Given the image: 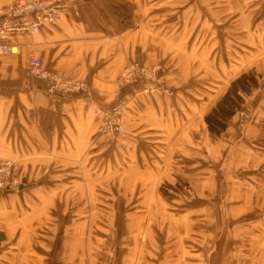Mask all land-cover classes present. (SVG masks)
Wrapping results in <instances>:
<instances>
[{"label":"crops","instance_id":"crops-1","mask_svg":"<svg viewBox=\"0 0 264 264\" xmlns=\"http://www.w3.org/2000/svg\"><path fill=\"white\" fill-rule=\"evenodd\" d=\"M67 1L55 26L10 37L18 52L0 56V160L23 182L0 192V264H264V23L248 11L220 29L198 17L201 0H181L174 33L129 0L141 28L115 30L107 0ZM32 55L91 98L47 96ZM129 60L161 63L173 94L117 90ZM247 72L258 86L211 139L204 116ZM115 101L123 133L98 141L93 110ZM184 178L185 194L161 192Z\"/></svg>","mask_w":264,"mask_h":264},{"label":"built area","instance_id":"built-area-1","mask_svg":"<svg viewBox=\"0 0 264 264\" xmlns=\"http://www.w3.org/2000/svg\"><path fill=\"white\" fill-rule=\"evenodd\" d=\"M264 4V0H258ZM67 4L61 0H15L12 4L0 9V56L13 55L18 52V46L7 44L12 36L33 35L41 31L43 24L55 25L67 12ZM31 76L43 83L44 91L50 96H67L83 89L79 81H65L56 74L44 71L38 59L32 57L29 62ZM163 70L159 65L145 68L135 63H129L116 79V85L123 88L130 85H144L143 93L156 95H171L163 78ZM104 116L103 124L98 131V137L113 139L123 133L122 112L119 104L106 111H100ZM17 177L13 173L11 161H0V191L17 188Z\"/></svg>","mask_w":264,"mask_h":264},{"label":"rangeland","instance_id":"rangeland-1","mask_svg":"<svg viewBox=\"0 0 264 264\" xmlns=\"http://www.w3.org/2000/svg\"><path fill=\"white\" fill-rule=\"evenodd\" d=\"M61 1L65 2L67 4L68 7H67L66 12H68V10H69L68 1L67 0H61ZM133 1L136 2L137 4L143 3L144 6H145L144 8H146V9H144V12L142 10V12H141L142 15H140L141 18H143L145 16V13H147V12L151 13L152 12L153 14L151 13V17H154V19H155V22L154 23L163 24V26L166 29L171 30L174 33L181 32V29H182L181 24H184L187 21L186 18L182 20V17H181V12H182L181 11V8H180V5H181V2L180 1L181 0H133ZM201 1H202V3H204V5L206 7H205L204 10L198 11L199 12V16L198 17L201 18V19H202V17L205 18V20H207V21H205L206 23L212 22L213 18L216 17V20L218 19L219 20V23L221 24L220 29L221 28L223 29V27H224L223 25L229 23V21L228 22H225V19H229V18H231L233 16H236L237 18L242 17L241 19L244 20V18H243L244 13L245 12H248V11H250L252 13L253 23L254 22L256 24H259L260 22L264 23V4L261 3V2H259L258 0H201ZM117 2L118 3L113 2L114 5L117 6V8L115 7L116 10H114L113 7H112V9H109V7L112 6V5L107 0L105 2V4H106V7L108 6V9H106L107 11H105V13L107 14V16L110 15L112 18H114L113 20H116L115 18L117 17L116 16L117 13H115V11H118V13L121 12L122 18H121V16H120V18L125 21L124 22L125 24L121 27V25L119 24V26H118L116 24L117 23L116 22L115 24H111V28H114L115 30H121L122 28H124L125 31H127V30H134V28L135 29L141 28V27L135 26L134 25V22H133V19H134L133 12L135 10L133 6L135 4L133 5L131 2H129V0H124V1L123 0H119ZM166 2H168L169 5H171V9L170 10L163 9L164 7L165 8H169L170 7V6H165V3ZM213 2H215L217 4L219 3L218 6L213 7V5H212ZM148 8L151 9L150 10L151 12L149 11ZM196 13H197L196 10L190 11V13H189V20H191L193 18V15L196 18ZM112 18H109V19H112ZM55 25H50V26L53 27ZM158 28H159V25H158ZM32 57L38 59L35 55H32L31 58ZM31 58H30V60H31ZM129 63H135V64H137L139 66H142V67H145V68L146 67L147 68H151V67H153L155 65H159L162 68V70H163V75H162L163 81H164L166 87H168V89L173 94L172 89L166 83V78H165V75H164V67L162 66L161 63L154 62V63H149L148 64V63H142V62H139V61H131V60H129V61H127L124 64L122 70H124V68ZM40 66H41V68L44 71H47L49 73L56 74V76L60 77L61 79L65 80V81H79L83 85V89L82 90H79V91L74 92V93H70L67 96H50V95H48L44 91V89H43V83L41 81H38V80L34 79L31 76V74H30V76L32 78V81L34 82V86L36 84L39 85V87L42 89V91L47 96H49V97H58V98H69V97H71V98L82 97V98H85V99L91 98L90 87H89V85H88V83L86 81L68 79V78L60 75L59 73H56V72L50 71L48 69H45L44 67H42L41 62H40ZM121 72L119 73L118 77L121 75ZM249 73H252L257 78V86H258L259 76L255 72H249ZM116 79H115V86H116V89L119 90V91H128V90H130V91L134 92L135 94L154 95V96H158V97L164 96V95H156V94H151V93L150 94L149 93H143L142 92V88H143L144 85H130V86H126V87H123V88H119L116 85ZM171 95H167V96H171ZM117 104H119L121 106L122 125H123V103H121L119 101H115V102L111 103L110 105L105 106V107H103L101 109H94L93 110V113L95 115H98L100 117V122H99V124L96 127L95 132H94V135H95L94 137L95 138H97V139L99 138L97 136L98 135V131H99V128L103 124V121H104V116L103 115L101 116L100 111H102V112L103 111H106L107 109H109L113 105H117ZM123 129H124V127H123ZM100 139L106 140L105 138L100 137L98 139V141ZM114 139L115 138H113V139H107V140L108 141H112ZM0 161H10V160H0ZM12 164H13V173L17 177V181H18V185L19 186L17 188H15V189H12V190H9V191H0V192H6V193L15 192V191H18L20 189V186L21 185H23L22 180L20 179V177L18 176V174L14 170V163L13 162H12ZM185 179L186 178H184L182 181H180L177 185H174L173 187H168L166 185H162L160 187V190L165 195L185 194L189 190V186H188V183H189L188 181L189 180H185Z\"/></svg>","mask_w":264,"mask_h":264},{"label":"trees","instance_id":"trees-1","mask_svg":"<svg viewBox=\"0 0 264 264\" xmlns=\"http://www.w3.org/2000/svg\"><path fill=\"white\" fill-rule=\"evenodd\" d=\"M115 13L122 27L125 21L121 19V12L115 11ZM256 87L257 78L249 72L240 74L230 82L223 96L204 116V123L211 139L218 138L226 131L230 119L243 105L244 97L250 95L252 88Z\"/></svg>","mask_w":264,"mask_h":264},{"label":"water","instance_id":"water-1","mask_svg":"<svg viewBox=\"0 0 264 264\" xmlns=\"http://www.w3.org/2000/svg\"><path fill=\"white\" fill-rule=\"evenodd\" d=\"M3 239V236L2 235H0V241Z\"/></svg>","mask_w":264,"mask_h":264}]
</instances>
